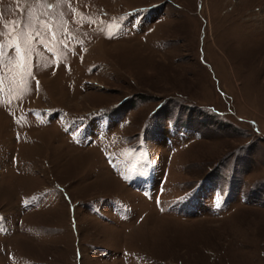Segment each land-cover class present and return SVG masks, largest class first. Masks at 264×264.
<instances>
[{"label":"rangeland","instance_id":"rangeland-1","mask_svg":"<svg viewBox=\"0 0 264 264\" xmlns=\"http://www.w3.org/2000/svg\"><path fill=\"white\" fill-rule=\"evenodd\" d=\"M0 264H264V0H0Z\"/></svg>","mask_w":264,"mask_h":264},{"label":"snow or ice","instance_id":"snow-or-ice-1","mask_svg":"<svg viewBox=\"0 0 264 264\" xmlns=\"http://www.w3.org/2000/svg\"><path fill=\"white\" fill-rule=\"evenodd\" d=\"M216 206L220 207V201H217Z\"/></svg>","mask_w":264,"mask_h":264},{"label":"flooded vegetation","instance_id":"flooded-vegetation-1","mask_svg":"<svg viewBox=\"0 0 264 264\" xmlns=\"http://www.w3.org/2000/svg\"><path fill=\"white\" fill-rule=\"evenodd\" d=\"M123 104H124V102H122V103L120 104V106H123ZM125 104H127V102H126ZM125 104H124V105H125Z\"/></svg>","mask_w":264,"mask_h":264}]
</instances>
